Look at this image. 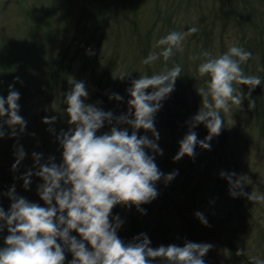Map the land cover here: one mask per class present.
I'll return each mask as SVG.
<instances>
[{"label":"clouds","instance_id":"clouds-1","mask_svg":"<svg viewBox=\"0 0 264 264\" xmlns=\"http://www.w3.org/2000/svg\"><path fill=\"white\" fill-rule=\"evenodd\" d=\"M198 30L197 27L187 32L173 30L155 42L153 48L161 50L150 52L141 63L151 65L162 57L165 66L156 74L139 75L131 80L126 89L127 111L123 114L114 115L96 104L85 103L89 95L85 83L71 79L70 90L63 94V104L67 106L63 111L69 127L56 135L62 149V162L57 164L52 156L42 162V154L34 152L32 168L19 177L26 190L32 176L42 181L37 185V194L45 206L15 195L14 186L8 191L10 207L7 212L0 208V231L6 228L8 233L4 246L0 247V264H64L66 252L72 255L68 264H153L154 261L158 264H205L203 257L212 244L186 241L183 246L170 244L153 248L144 233L125 243L117 235L123 221L118 215H111L116 205L135 206L144 213L146 210L139 206L159 195L156 182L163 179L167 184L177 175L176 171L165 175L155 163V156L163 155L157 143L160 136L155 127V115L162 108V101L174 91L176 79L181 77V65L169 68L167 62L175 51L182 50L186 36ZM88 54H92L91 50ZM251 57V52L233 45L218 56L204 51L200 57L192 58L201 59L197 72L199 77L207 79L204 86L196 89L201 106L186 121L188 131L178 142L174 161L184 156L194 158L196 147L211 150L209 142L225 127L221 112L228 113L233 106L242 110L245 99L249 111L255 108L251 94L260 86L261 79L246 75L241 67ZM241 85L247 86L246 93L236 87ZM148 89L151 91H146ZM19 99L20 93L13 90L12 85L8 87L6 98L0 96V118L6 117L0 119V138L6 135L5 126L10 138L25 130L26 121L19 115ZM109 99L119 102L123 97L112 94ZM56 119V116L45 117L42 123L51 125ZM106 124L110 126L109 131L97 135ZM201 124L208 133L203 140L193 131ZM141 129L151 133V138L138 135ZM48 131L55 130L49 128ZM25 155L22 146L16 147L13 171ZM219 175L227 181L232 198L264 199V196L243 191L245 176L236 177L235 172L224 171ZM194 215L202 225L210 226L201 212ZM72 232L79 239L71 235ZM235 255H244V249L238 248ZM250 260L252 264H264V260L256 257Z\"/></svg>","mask_w":264,"mask_h":264},{"label":"rangeland","instance_id":"rangeland-1","mask_svg":"<svg viewBox=\"0 0 264 264\" xmlns=\"http://www.w3.org/2000/svg\"><path fill=\"white\" fill-rule=\"evenodd\" d=\"M89 1L0 0V96L6 98L8 87L12 85L13 90L20 93L19 115L26 121L22 134L10 138L9 130L5 126L6 135L0 138V152L12 142L15 151L16 147L22 146L26 154L20 163V169L11 170L14 173L12 182L3 193L0 192V197L8 208L11 201L7 193L13 186L15 195L45 206L37 194V185L42 181L32 176L31 184L26 190L23 180L19 177L32 168L34 152L42 154V162L50 156L55 157L57 164L62 162V149H57L51 144L53 132L50 133L48 129L55 130L53 124L42 123L43 118L52 117L54 114L53 101L46 102L48 92H42L41 88H44L46 82V64L68 44L81 7ZM152 1L143 2L144 8L138 17L142 29L151 21ZM134 2L137 0L128 1L125 11L134 6ZM178 18L193 19L190 11H182ZM123 22L128 27L125 19ZM115 24L108 22L106 25V33L111 32V37L114 35ZM222 42L226 52L235 45V37L227 33ZM213 46L216 52L220 51V46ZM195 86L190 91L191 99ZM197 103L201 105L200 97ZM109 111L120 115L119 102L112 103ZM180 112L179 109L178 113ZM221 114L226 125L222 143L219 142V136H216L211 140L210 151L196 147L194 158L184 156L179 161L173 160L179 150L178 142L185 135L179 123L171 127L167 122L155 119V127L160 136L157 143L163 150V155H157L155 159L161 161L162 173L167 175L176 171L177 175L167 184L163 179L156 182L155 187L159 195L146 204L148 213H141L135 206L114 207L136 215L147 230L154 219L159 217L168 225L175 242L183 240L185 234L191 242L198 239V234L204 236L205 242L213 245L207 252L214 254L215 258L209 260L213 264H229L226 254L227 241L236 243L250 257L264 260V199L249 201L244 196L232 198L229 196L227 181L219 175L221 171L235 172L236 177L243 175V191L264 196V134L254 126V109L248 110V102H242V110L233 106L228 113ZM109 129L110 126L106 124L98 130L97 135ZM186 207L191 209L187 210ZM198 211L210 225L200 224L199 228L205 229L203 234L190 228L193 220L199 221L194 215Z\"/></svg>","mask_w":264,"mask_h":264},{"label":"trees","instance_id":"trees-1","mask_svg":"<svg viewBox=\"0 0 264 264\" xmlns=\"http://www.w3.org/2000/svg\"><path fill=\"white\" fill-rule=\"evenodd\" d=\"M128 1L132 0H90L89 3L83 4L68 44L46 64L44 73L46 82L41 90L44 93L48 92L46 102L53 101V114L57 117L53 124L55 128L53 142L50 141L54 147L61 149L56 141V135L61 129L66 131L69 127L68 117L63 111L67 107L63 104V94L70 90L71 79L85 83L89 92L85 103L96 104L104 111H109L112 103L115 102L109 99L110 95L122 96L119 106L123 114L127 111L129 96L126 89L130 87L131 80L139 78V75L156 74L165 66L162 57L151 65L141 63L150 52L161 50L153 48L155 42L173 30L187 32L191 27H197L199 30L186 36L182 42V50L175 51V55L167 62L169 68L175 64L181 65V77L176 79L174 91L162 101V108L158 111L159 114L156 113L155 119L163 120L171 127L179 123L186 134L188 131L186 121L196 114L201 106L197 103L200 96L196 89L204 86V81L207 79V77H199L197 72L201 59L192 58L200 57L204 51L210 52L213 56L225 53L222 40L227 33H231L235 37V45L252 53V57L241 65L245 74L256 75L261 79L260 86H256L251 95L256 102L254 126L264 134V0H153L150 10L151 21L145 29L141 28L138 19L140 12L143 11L145 0H137L134 6L125 11ZM182 11H190L193 19L178 18ZM195 16L196 19H194ZM124 19L128 27L123 24ZM108 22L116 23L112 37L111 32L106 33ZM213 45L220 46V51L216 52ZM89 50L92 52L91 55L88 54ZM125 74H128L125 78H119ZM193 86L196 88L191 99L190 91ZM236 87L238 89L240 87L242 92L248 91L247 86ZM247 102L248 100L245 99L244 103ZM221 116L223 118L222 114ZM225 129L226 125L219 135L220 143L225 135ZM128 130L131 133V129ZM193 131L197 133L200 140L208 134L203 124L198 125ZM137 134L148 135L150 138V133L142 129L138 130ZM208 154L210 155L211 152ZM160 162L155 159L158 168L163 172ZM14 163L15 149L12 147V142H9L0 152V192L2 193L13 180L14 173L11 170ZM20 165L17 166V170L20 169ZM162 197H165L164 193ZM139 207L146 210L145 214L149 212L146 204ZM0 208L6 212L9 209L1 197ZM186 209L189 210L191 207ZM111 215H118L123 221L117 235L125 243L144 232L151 241L150 247L153 248L170 244L183 246L185 240L189 241L185 234L182 235L183 240L175 242L168 225L159 217L154 219L150 229L147 230L139 218L129 211H120L114 207ZM191 223L192 231L204 233L205 229L199 228L200 221L193 220ZM206 232L208 233L207 229ZM7 234L6 228L0 231V247L4 246L3 242ZM71 235L77 236L75 232ZM192 236L193 232H191ZM77 239H79L78 236ZM193 242L206 243L204 236L199 234L198 239ZM238 248L240 247L233 241L226 242L229 264H252L251 257L246 251L244 255H235ZM65 255L64 264H68L72 255L68 252ZM213 258H215L213 253H206L203 260L205 264H213L209 261ZM153 264L158 262L154 261Z\"/></svg>","mask_w":264,"mask_h":264}]
</instances>
